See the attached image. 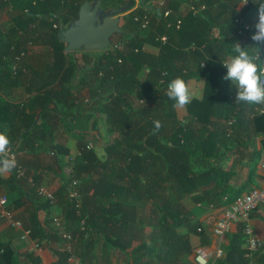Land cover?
I'll return each mask as SVG.
<instances>
[{"label": "trees", "instance_id": "obj_1", "mask_svg": "<svg viewBox=\"0 0 264 264\" xmlns=\"http://www.w3.org/2000/svg\"><path fill=\"white\" fill-rule=\"evenodd\" d=\"M86 1L24 0L19 7L25 25L11 32L25 44L28 40L36 43L35 37L49 34V44L63 51L66 44L60 40V31L78 18ZM162 1L172 10L169 16H164L163 8L151 12L138 5L124 17L125 32L117 33L127 40L124 48L110 46L91 67L101 72V87L110 88L101 112L107 115L109 130L118 136L106 147L108 158L101 160L95 150L81 146V155L70 160L72 170L60 191L59 216L72 233L71 251L49 225L50 202L31 201L25 224L41 247L52 249L57 257L53 264H72V256L88 264H195L190 255L210 240L205 230H199L202 222L184 198L195 195L197 202L220 206L232 202L246 187H255L260 177L261 151L255 148L246 181L234 197L222 200L232 191L228 180L236 170L234 155L239 151L244 159L240 150L254 145L261 133L259 119L264 116H250L254 104L235 103L236 88L223 78L227 69L222 60L234 54L233 44L249 45L235 21L241 14L239 0H188L199 11L195 14L190 10L184 16L177 11L181 0ZM16 2L0 0V10L9 4L17 7ZM131 2L102 0V5L109 9ZM202 5L205 8L201 9ZM53 15L57 16L58 28L48 20ZM144 15L150 16L146 28L135 20ZM163 35L168 37L167 42L160 40ZM146 43L159 47V54L146 52ZM23 48L17 42H8L1 78L12 74V59ZM177 76L187 83L192 78H205L203 94L193 97L186 106L184 120L165 94L167 84ZM233 117L235 121L230 123ZM156 119L163 127L154 133ZM11 173L15 180L19 178L16 166ZM35 183L38 187L36 176ZM73 188L76 197H70ZM20 192L14 198L15 208L25 205L23 199H32L31 193ZM44 209L47 217L42 222L39 212ZM229 238L225 255L214 264H248L242 226ZM39 261L34 252L21 259L12 242L0 239V264Z\"/></svg>", "mask_w": 264, "mask_h": 264}, {"label": "crops", "instance_id": "obj_2", "mask_svg": "<svg viewBox=\"0 0 264 264\" xmlns=\"http://www.w3.org/2000/svg\"><path fill=\"white\" fill-rule=\"evenodd\" d=\"M23 1L17 0V7L9 4L0 10V66L4 56L8 53V42H17L21 48L25 47L23 49L27 50L26 57L21 62V67L24 70H20L17 74L12 73L10 78L0 77V131L7 129L11 141L10 147L16 153L18 163L25 164L26 175L15 180L11 171L0 173V194L4 193L8 196L9 207L13 209L15 216L24 223H28L33 206L31 201L33 202L34 199L39 203L45 201L44 197L37 195L35 176L39 186L49 187L55 193L56 205L49 209L50 218H52L53 215L60 214L62 211L60 191L71 174L70 160L78 155L81 146H86L89 143L95 145L91 150H95L101 160L108 158L106 147L113 142L118 134L109 130L107 115L101 112V107L106 103L104 100L108 96L110 88L107 85L101 87V72L91 69L107 49H81L71 52L67 51L65 47L62 51L49 44V34L35 37L36 43L32 40H28L27 44L22 41L18 42L22 39L18 40L11 29L25 25L21 16L22 9L19 7ZM88 1L93 2V0ZM36 2L34 1V4ZM160 2H163L164 11L169 10L171 14L172 10L165 8L166 3L162 0H144V3L133 0L132 7L136 9L139 5L153 12L154 9H159ZM244 8L247 7H242L240 4L238 12L254 26V29L244 33L243 37V40L248 39V48H251V45L256 43L251 37L256 31L258 4L252 3L249 5V9L242 13ZM27 10L25 8L24 11ZM190 10H192V5L190 6L188 0H181L177 9L178 13L184 16ZM213 14L216 13L213 12ZM120 24L125 32L126 20L124 17ZM141 31L143 32L142 29ZM122 40H124V36L117 33L112 37L113 43ZM143 49L153 55H158L160 52L159 47L147 43L143 45ZM261 56L264 59V46H262ZM227 58L225 57L223 60ZM204 65L205 63H202L203 67ZM188 84L193 97L202 96L205 85L204 77L192 78ZM178 114L180 119L184 120L187 117L186 107L178 108ZM259 115H264V110L261 109V106L255 105L250 116ZM259 123L261 133L257 135L254 145L251 144L249 148L240 150L244 153V159L238 155L239 151L236 153L237 155H234L235 162H237L236 170L228 180L232 191L223 196V201L225 196H228L229 199L234 197L237 189L246 181L250 159L255 148L261 151L262 158L264 153V116L259 119ZM261 158L258 162L260 177L257 179L255 187L262 185L259 169ZM29 176L34 177V183L29 181ZM252 188L254 186H248L242 193ZM21 190L27 191V194L31 193L32 199H23L25 205L15 208L14 198L20 196ZM184 201L189 208L193 209L195 216L199 217L202 222L201 226L210 240L209 244L204 246L214 250L218 244V238L213 234L207 218L211 213L208 206L214 203L204 205L203 202H197L195 195L184 198ZM197 209H200L199 213ZM254 211L251 225L254 232L264 240V215H262L264 206ZM259 212L262 213L258 215ZM39 217L42 222H45L47 210H41ZM49 225L53 227L51 220ZM239 226L240 224L234 225L231 232L227 234L224 248L230 242L229 235L236 232ZM184 231L182 230V232ZM0 239L12 242L15 249L21 254V259L27 253H33L29 241L21 240L20 230L8 225L2 218H0ZM54 246L57 247V244L54 243ZM195 250L190 255L193 262ZM34 253L40 258L37 264H53L57 260L52 249L48 246L41 247ZM263 256L264 248L249 257L248 264H264ZM71 263L75 264L73 261ZM23 264L31 263L23 262Z\"/></svg>", "mask_w": 264, "mask_h": 264}, {"label": "built area", "instance_id": "obj_3", "mask_svg": "<svg viewBox=\"0 0 264 264\" xmlns=\"http://www.w3.org/2000/svg\"><path fill=\"white\" fill-rule=\"evenodd\" d=\"M250 5V0L246 5H242V7H248ZM158 8H163V2L158 4ZM205 8L204 5L201 6V9ZM192 10L197 12V8L192 6ZM165 16L170 14L169 10L163 11ZM52 22L54 28H58L59 24L57 22V16L53 15L49 18ZM136 21H140L142 28H146L150 22V16L144 15L142 18L139 16L135 17ZM236 23L239 25V33L244 34L250 30L254 29L252 23H249L243 15H239L236 18ZM180 25V21L178 22V27ZM162 42H167L168 37L163 35L160 37ZM127 40L117 41L115 43H111L114 49H121L126 44ZM27 50L22 49L17 54L14 55L11 70L13 74H17L20 70H24L21 67L22 60L26 57ZM262 57V56H261ZM163 74H166L164 72ZM168 85V84H167ZM235 121L234 118L230 120V123ZM95 145L93 143H89L86 145V149H94ZM13 158L16 161V168L19 177H23L26 175V168L19 164L17 161V156L12 147H10ZM81 155V152L78 153ZM74 159V158H73ZM259 169L261 171V180L262 185L259 187H254L251 190L244 192L235 197L232 202L223 204V205H215L210 204L208 209L210 210V214L207 216L209 221V226L213 234L218 238V244L214 250H210L207 246L199 247L195 250L194 254V263L195 264H214L215 260L218 258H222L225 255L224 251V242L225 237L229 232H231L234 225H241L243 233L246 237L245 240V257L249 258L253 254L264 248V240L254 232V229L251 225V218L253 211L256 210L259 206L264 204V153L262 154L261 161L259 163ZM29 181L34 183V177L29 176ZM76 182H74L75 186ZM73 186V187H74ZM37 193L47 199L52 206L56 205V196L55 193L46 186H38ZM70 197H76L77 192L75 188H73L70 192ZM229 200L228 196H225L224 202ZM221 213L219 216L217 214ZM0 217L10 226L17 228L20 230V238L24 241H29L30 249L32 252H36L41 248V243L39 240L32 237V230L25 225V223L17 218L14 214V211L9 207L8 204V196L4 193L0 194ZM52 225L53 228L56 229L59 235L65 241V248L68 251L72 250V233L66 228L64 223L62 222L59 214H55L52 216ZM199 230L202 231L203 227H199ZM70 261H73L75 264H88L80 262L79 259L72 256ZM126 264H135V263H126Z\"/></svg>", "mask_w": 264, "mask_h": 264}, {"label": "clouds", "instance_id": "obj_4", "mask_svg": "<svg viewBox=\"0 0 264 264\" xmlns=\"http://www.w3.org/2000/svg\"><path fill=\"white\" fill-rule=\"evenodd\" d=\"M248 0H240L239 4L246 5ZM258 4L256 31L251 39L256 42L248 47H242L240 43L232 46L233 55L222 60L227 69L225 80L231 81L236 88L235 103H247L259 105L264 110V59L261 58L262 46H264V0H253ZM170 100L174 101V107L183 109L193 99V93L189 84L180 76L172 79L166 93ZM154 133L162 127L159 119L153 121ZM10 138L7 129L0 131V173L10 172L16 165L10 149Z\"/></svg>", "mask_w": 264, "mask_h": 264}, {"label": "water", "instance_id": "obj_5", "mask_svg": "<svg viewBox=\"0 0 264 264\" xmlns=\"http://www.w3.org/2000/svg\"><path fill=\"white\" fill-rule=\"evenodd\" d=\"M144 3V0H137ZM132 2L121 7L106 9L102 0L86 1L79 10L78 18L60 32V40L66 50H106L111 46L112 37L122 33L121 19L130 14Z\"/></svg>", "mask_w": 264, "mask_h": 264}, {"label": "rangeland", "instance_id": "obj_6", "mask_svg": "<svg viewBox=\"0 0 264 264\" xmlns=\"http://www.w3.org/2000/svg\"><path fill=\"white\" fill-rule=\"evenodd\" d=\"M243 170H244V165H243ZM246 170V169H245ZM242 171V170H241ZM194 205V204H193ZM264 206V204L263 205H261V206H259L258 208H260V207H263ZM199 208V207H198ZM258 208L256 209V210H258ZM200 210V209H199ZM199 210L197 209V211H198V213H199ZM255 212V211H254ZM260 213H262V212H259L258 213V215L260 214ZM255 215V214H254ZM257 215V214H256ZM262 215H264V213L262 214Z\"/></svg>", "mask_w": 264, "mask_h": 264}]
</instances>
